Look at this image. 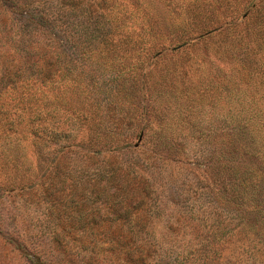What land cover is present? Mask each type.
Returning a JSON list of instances; mask_svg holds the SVG:
<instances>
[{"label": "rangeland", "instance_id": "obj_1", "mask_svg": "<svg viewBox=\"0 0 264 264\" xmlns=\"http://www.w3.org/2000/svg\"><path fill=\"white\" fill-rule=\"evenodd\" d=\"M221 1L0 0V264H264V2Z\"/></svg>", "mask_w": 264, "mask_h": 264}, {"label": "trees", "instance_id": "obj_2", "mask_svg": "<svg viewBox=\"0 0 264 264\" xmlns=\"http://www.w3.org/2000/svg\"><path fill=\"white\" fill-rule=\"evenodd\" d=\"M214 1H217V3H218V6L220 7V5H219V0H214ZM222 1L220 0V3H221ZM264 1L262 0V3H263ZM198 4V3H197ZM264 8V7H263ZM216 10V9H215ZM259 11H257L256 13H258ZM262 17H263V13H262ZM260 19H259V17H256V19H255V22H256V26H259L261 23H260ZM264 27H262V29H263ZM260 51H261V49H260ZM51 131L53 132L52 134L53 135H56L57 136V138H66V133L65 132H62V131H59V132H55L53 129H51ZM50 139H51V137H50Z\"/></svg>", "mask_w": 264, "mask_h": 264}]
</instances>
